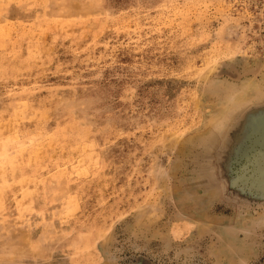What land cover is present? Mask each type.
<instances>
[{
    "label": "rangeland",
    "instance_id": "rangeland-1",
    "mask_svg": "<svg viewBox=\"0 0 264 264\" xmlns=\"http://www.w3.org/2000/svg\"><path fill=\"white\" fill-rule=\"evenodd\" d=\"M0 264H264V0H0Z\"/></svg>",
    "mask_w": 264,
    "mask_h": 264
}]
</instances>
